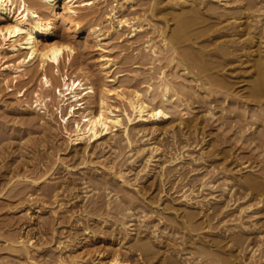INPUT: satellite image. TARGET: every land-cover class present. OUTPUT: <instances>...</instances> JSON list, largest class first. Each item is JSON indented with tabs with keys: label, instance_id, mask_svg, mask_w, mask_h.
I'll use <instances>...</instances> for the list:
<instances>
[{
	"label": "bare ground",
	"instance_id": "1",
	"mask_svg": "<svg viewBox=\"0 0 264 264\" xmlns=\"http://www.w3.org/2000/svg\"><path fill=\"white\" fill-rule=\"evenodd\" d=\"M108 1L0 0V87L6 93L18 88L16 98L20 99L26 95L25 86H28V90L29 86L34 87L31 89L33 99L31 102L24 100L27 101L24 109L39 112L41 117L50 115L49 112L57 113L63 134L70 145L72 159L87 158L86 162L92 163V157L98 154L102 157V153L110 150L117 152L112 161H108L109 165L98 164L103 169V179H87L83 175L66 185L68 190L71 187L80 192L84 189L83 196L103 187V195L107 198L103 208L93 203L88 211H80L79 215L87 214V217L83 215L77 221L86 234V241L84 239L81 248L86 249L89 239L94 241L101 235L110 238V245H118L129 253H135L146 262L155 259L157 264H172V258L195 256V259L205 258L212 264H248L240 260L244 250L242 235L234 233L233 227L227 226L233 219H226L224 215L226 208L232 205L236 206L238 221L248 211L250 215L247 217L255 216V208L264 214V182L257 180L251 173L234 174L229 167H218L221 163L208 169L215 177L219 176L220 185L215 186V181L206 179L207 172L199 179L191 178L195 168L186 169V166L193 167L192 163L197 161L206 164L211 157L220 153L215 150V142L212 141L199 148L196 155L185 149H191V146L196 148L199 142L184 143L183 140L190 141V138H198L199 135L201 139L206 137L203 130L205 126L200 125L197 116L190 120L185 118L187 110H191L190 104L184 101L187 97L182 99L187 93L183 92L186 89L179 91L176 88L177 91L176 84L166 78L164 70L159 71L155 86L147 84L142 88L130 89L128 77L121 75L116 62L108 55L114 34L125 29V34L130 38L143 31L141 22L145 19L124 16L126 9L134 8L136 0H112L114 4L105 5L102 16L107 28L101 30L100 24L92 25L82 35L83 44L91 39L100 51L97 74L101 75L102 82L91 79L92 76L81 64L72 68L76 51L69 35L79 32L83 23L90 24L98 12L99 2ZM148 2L153 16L163 19L165 29L169 20L174 22L167 35L163 28H157L158 45L152 44L151 55L156 56L157 50L163 52L166 47H170L168 63L179 68L191 82L199 81L201 72L214 69L215 72L208 73L204 83L209 86L204 91L211 102L229 98L230 103L236 106L255 108L257 115L259 111L264 112V98H261V93H264V0ZM179 38L189 42L187 45L194 51L186 45L192 52L183 50L178 53L173 42ZM211 45L212 48L207 50ZM175 53L178 54V60L173 57ZM231 64L235 66L231 68L232 73L239 72L240 68L249 71V84L244 93L231 90L234 80H230L226 74L217 73ZM194 69L198 72H193ZM209 108L205 114L212 117L214 113ZM236 119L241 121L238 117ZM249 125L252 127L253 123ZM254 126L249 142L264 147V125L259 124L261 131H256L257 126ZM165 134L169 135L171 143L159 142V138ZM122 148L126 150L122 152ZM115 161L119 164L118 168L114 165ZM212 164L210 162L208 168ZM239 164L242 167L238 169L250 166L246 160ZM74 167L66 165L69 169ZM235 171L238 173L239 170ZM218 189L220 195H215ZM229 193V200L220 203V198ZM242 200H245L244 203ZM102 213H105V217L100 216ZM51 214L43 223H65L66 218L55 217V212ZM216 220L219 223L212 225ZM221 223L225 226L222 233L220 230L224 226L221 228ZM157 224L163 227V231L168 229V232H159ZM259 226L255 230L261 235ZM148 233L153 238L147 236ZM26 242L20 237H13L9 245L13 251L29 258ZM74 259L76 264L85 262L79 253L75 254ZM103 264L127 262L119 258L115 249Z\"/></svg>",
	"mask_w": 264,
	"mask_h": 264
},
{
	"label": "rangeland",
	"instance_id": "2",
	"mask_svg": "<svg viewBox=\"0 0 264 264\" xmlns=\"http://www.w3.org/2000/svg\"><path fill=\"white\" fill-rule=\"evenodd\" d=\"M112 2V0L106 3L99 2L100 4H98L97 8L98 12L96 11L97 13L94 15L90 24L83 23L79 32L69 35L73 43H75L76 51L72 60V68L74 69V67L78 66L77 64H81L92 76H90L91 79H94L97 83L102 82L100 78L101 75H98L99 72L97 70L100 51L95 47L91 39H88L86 43L83 44L84 41L82 40V42L81 38L83 33L94 25L100 24L98 26L101 30L107 28V22H105L103 18L105 5L109 6L114 4ZM148 3V0H136L133 3L134 8L124 11V16H127V18L140 17L139 19H145L144 22H141L142 25H144L142 26L143 31L129 38L125 34V29H123L118 32V34H114L112 38L113 41L111 40L110 42L111 48L108 55L116 62L117 70L121 75L128 77V88H142L147 84H153V86H155L158 81L157 75H159V71L164 70V73L166 72L165 74L167 75H165L166 78L176 84H173L175 89L178 88L179 91L186 89L183 92H187L188 94L186 93L182 99L187 97V99L183 100L186 101L188 105L190 104L189 108H191V110H187L185 118L190 120V118H195V116H197L199 118L198 120H200V125L205 126L203 130L205 131L204 134H206V137L201 139L199 138L201 135H199L198 138H190V141L183 140L184 143L199 142L198 147L193 148V146H191V149H185H189L188 151L194 152L193 155H196L199 148L205 147L208 141H212L215 142V150H218L217 152L220 153L218 156L209 159V161L213 163L209 168V161L206 162V164L201 161L193 162V167L192 165H185L186 169L195 168V170H197L196 172L195 170L192 172L194 175L191 176V178L196 179L197 177V179H199L202 174L207 172L205 176L207 177L206 179H212V181H215V186H218L221 183V180L218 178L219 176L215 177L209 170L213 165L221 163L218 164V167H222L223 165L227 168L229 167L234 171L232 172L234 174L251 173L253 176L257 177V180L264 182V167L261 168V166L264 165L262 164L264 163V147L260 148L255 146V144L250 143L248 139L252 134V129L255 127L254 125L257 126L256 131H261L262 128L259 124L261 123L264 125V112L259 111L260 114L257 115V110H254L255 108L252 110L250 106H236L230 103L229 98L211 102L204 91L209 86L204 83L207 81L208 73H214V69L210 71L206 70V73L204 71L200 74L198 73V83L194 81L191 82L192 80H190L187 75V77L184 76V73L182 74L179 68L176 69L168 63L171 57L170 47H168L169 50L166 47L165 49L167 51L164 49L163 52L160 49L157 50L156 56L151 55L153 45H158L159 32L157 28H163L167 35L170 28L174 25V22L169 20L165 29L163 19L159 16H153L154 12L151 13ZM154 28L156 30H154ZM187 44L190 43L184 42L180 38L173 42L178 53L183 50L187 52L194 51V49ZM186 45L192 48V51H190ZM179 47L180 49L178 50L177 48ZM208 47L206 48L207 50L212 48V45ZM173 57L178 60V54H173ZM156 58L159 59L157 60ZM229 66H226V68L224 67L222 71L217 73L224 76L226 74V77H230L232 81L234 80L233 82L229 80L232 82L231 85L233 84L231 90L234 89L233 91L235 92L244 93L249 84L247 82V77L249 76L248 69L245 71L238 67L237 69H239V72L235 71V73H232L231 70L234 69L235 66L233 64H231L232 67L230 66L229 68ZM194 70L193 72H198L196 69ZM226 71L229 74L226 73ZM244 71L246 74H244ZM243 78L245 80H243ZM172 79L175 80L173 81ZM238 79L239 81H237ZM34 85L35 84H33V86ZM27 87L25 86L26 89L24 88L26 90V95L21 99L19 97L16 98V91L18 88L17 90L14 88L13 92L6 93V91L0 87V264H76L74 256L78 253L85 259L84 264H103L108 261L110 253L115 249L119 254V258L127 262V264H157L155 259L146 262L141 256L139 257L135 253H129L118 245H110L111 240L107 236L101 237V235H99L94 241L89 239V243L86 246L87 248H81L84 239L86 241V234H84L82 230V225L77 221L81 219L83 215L87 217V214L84 213L79 215L80 211L84 209L88 211L93 203L103 208L107 198L103 195V187L98 191L94 190L83 196L82 190L84 189L80 192L79 189L70 186L71 190H68L66 189V185L72 179L79 180L83 175L86 176L87 179H103V169H101L98 164H100V162L108 164V161H112L117 152L110 150L111 152L102 153V157L98 154L96 157H92V163L86 162L87 158L83 160L74 157L72 159L70 145H68V141L63 134L62 124L57 113L54 112L51 114V112H49L50 115L46 114L41 117V113L39 112H28L24 109L26 108L25 102H31L33 99L31 89L34 87L29 86V90ZM262 92H264V89H262ZM189 93L191 94L190 96H188ZM215 94L216 96L218 95V93H214V95ZM262 94L264 93H261V98H264ZM210 96H212V94H210ZM208 108L212 109L211 111L214 113L212 117H208L205 114V110ZM51 109L52 107L49 105V110L51 111ZM174 116V119L177 121V116ZM237 117L240 118L242 122L237 120ZM251 123H253L252 127L249 125ZM159 139H161V141L159 140L161 144L171 143L169 135L165 134ZM137 144L139 143L137 142ZM125 150L126 148H122L121 151L123 152ZM185 153L184 155H186ZM185 159H187V157H185ZM243 159H245L247 165L250 166L238 169L242 167L239 163L245 161ZM83 161L86 162V164L83 163ZM67 164L70 166L74 165L75 167L73 169L66 168ZM114 165L116 168L119 166L117 161H115ZM45 166L47 167L44 168ZM179 166L180 165H177V167ZM184 169L185 168H183V170ZM236 169L239 170L238 173L235 171ZM45 170L47 171L45 172ZM214 170H216V168ZM31 182H35V184ZM90 188L91 187L88 189ZM215 193V195H220L219 189L216 190ZM100 194L101 196L99 197ZM223 196L220 198V203L229 200L230 193L227 196ZM244 201L245 200H242V203H244ZM260 206L261 205H259V207ZM262 207H264V205H262ZM254 211L257 212V216L247 217V215H250L248 211L249 214L247 212V214L244 213L242 219L240 217L238 221L236 206L232 205L226 208V214L224 213V216H226V219L232 217V223H228L230 225L227 226L233 227L232 231L234 233L242 235L244 250L240 254V260H245L248 264H252V262L264 264V229H262L264 228V225H262V223H264V214L260 213L258 208H255ZM53 212L56 213L55 217L66 218L65 223L55 225L43 223V220H46L47 216H51ZM231 214L232 216H230ZM100 216L105 217V213H102ZM67 220H69L68 223H66ZM216 221L217 222L213 221L212 225L219 223L218 220ZM257 225L260 227L259 230L262 232L261 235L258 230H255V227H258ZM219 226L222 228L224 224L221 223ZM157 228V230L163 232V234L168 232V229H164L163 231V227H160V224H157ZM224 229L225 226L220 230L221 233ZM147 236L153 238L152 234L148 233ZM13 237H20L22 241H27L29 258H26L25 254L12 250L9 245V240ZM245 238L247 240H244ZM247 242H250L249 245L246 244ZM250 250H254V252L252 253ZM170 261L172 264H212L205 258L195 259V256L175 257Z\"/></svg>",
	"mask_w": 264,
	"mask_h": 264
}]
</instances>
